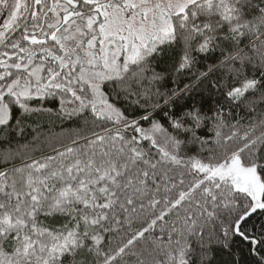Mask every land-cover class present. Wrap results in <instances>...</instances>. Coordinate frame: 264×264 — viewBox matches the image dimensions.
Listing matches in <instances>:
<instances>
[{"label":"snow or ice","instance_id":"6c2138e0","mask_svg":"<svg viewBox=\"0 0 264 264\" xmlns=\"http://www.w3.org/2000/svg\"><path fill=\"white\" fill-rule=\"evenodd\" d=\"M0 264H264V0H0Z\"/></svg>","mask_w":264,"mask_h":264},{"label":"trees","instance_id":"16d2710c","mask_svg":"<svg viewBox=\"0 0 264 264\" xmlns=\"http://www.w3.org/2000/svg\"><path fill=\"white\" fill-rule=\"evenodd\" d=\"M49 127H51V129L53 130V131H60L61 130V128L63 127L59 122H55L54 124H51V125H49V124H47V123H45L44 124V131L46 132L47 131V129L49 128Z\"/></svg>","mask_w":264,"mask_h":264}]
</instances>
